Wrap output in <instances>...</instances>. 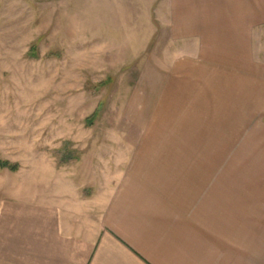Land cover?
Here are the masks:
<instances>
[{
  "label": "rangeland",
  "instance_id": "1",
  "mask_svg": "<svg viewBox=\"0 0 264 264\" xmlns=\"http://www.w3.org/2000/svg\"><path fill=\"white\" fill-rule=\"evenodd\" d=\"M189 7L0 0V161L20 167L0 170V212L64 185L264 207V23L230 11L189 36Z\"/></svg>",
  "mask_w": 264,
  "mask_h": 264
},
{
  "label": "crops",
  "instance_id": "2",
  "mask_svg": "<svg viewBox=\"0 0 264 264\" xmlns=\"http://www.w3.org/2000/svg\"><path fill=\"white\" fill-rule=\"evenodd\" d=\"M189 6V36H204L230 11L264 23V0ZM205 161L207 184L213 161ZM258 166L253 175L264 182V158ZM59 192L2 209L0 264H264V207L246 205L245 193Z\"/></svg>",
  "mask_w": 264,
  "mask_h": 264
},
{
  "label": "trees",
  "instance_id": "3",
  "mask_svg": "<svg viewBox=\"0 0 264 264\" xmlns=\"http://www.w3.org/2000/svg\"><path fill=\"white\" fill-rule=\"evenodd\" d=\"M75 158H77V157H75ZM73 159V157H71V158H62V163H68V162H70V160H72ZM19 165L18 164H13V163H10V162H6V161H0V170H8V171H10V172H12V173H15V172H17L18 170H19Z\"/></svg>",
  "mask_w": 264,
  "mask_h": 264
}]
</instances>
